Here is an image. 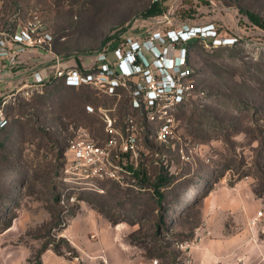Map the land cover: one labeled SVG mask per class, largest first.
<instances>
[{"label":"rangeland","instance_id":"rangeland-1","mask_svg":"<svg viewBox=\"0 0 264 264\" xmlns=\"http://www.w3.org/2000/svg\"><path fill=\"white\" fill-rule=\"evenodd\" d=\"M159 2L164 12L144 17L152 0H0V25L9 34L25 29L33 40L19 58L25 70L15 64L6 69L13 77L4 94L10 124L0 135V264H43L46 255L75 259L74 241L89 213L122 227V241L138 264H194L225 253L231 205L241 203L243 192L252 191L264 211V28L246 14L264 19V0ZM208 24L238 40L176 46L186 48L193 88L176 114L175 135L166 141L131 111L141 77L125 81L117 95L52 78L55 58L82 68L106 52L115 62L113 50L128 49L130 39L147 44L154 32L164 37L169 30ZM32 58L48 76L38 90L17 83L24 73V83L33 85ZM126 113L135 114L141 140L133 157L110 150L107 166L118 178L63 182L70 141L103 144L104 114L122 125ZM162 178L169 184L156 191ZM90 236L97 239L95 232Z\"/></svg>","mask_w":264,"mask_h":264},{"label":"built area","instance_id":"built-area-1","mask_svg":"<svg viewBox=\"0 0 264 264\" xmlns=\"http://www.w3.org/2000/svg\"><path fill=\"white\" fill-rule=\"evenodd\" d=\"M195 39L209 40L213 47L233 45L238 40L237 37L221 35L214 24L184 26L169 30L164 37L161 33L154 32L147 44L130 39L127 43L128 49H114L115 62L109 60L106 52H100L96 56L93 66L82 68L65 67L61 59L55 58L52 78L63 81L67 87L91 85L102 88L111 95H117L118 88L123 86L125 81L141 77L139 87L135 86L131 94V111L143 115L154 127L157 140L166 141L175 135L176 114L192 94L193 88V70L187 63L186 48L176 46ZM32 46L33 40L29 31L20 29L14 34H9L8 30L0 25V58L18 57ZM146 53L149 56H146ZM14 63L16 65V61ZM47 77L36 71L33 85L22 86H34L32 90H38L45 84ZM3 79V72L0 71V83ZM6 89H0V134L10 123V117L6 113L9 102V96L4 95ZM12 96H15V93ZM88 109L93 111L91 107ZM133 113L124 115L122 125H117L115 119L104 114L107 138L103 144L81 138L72 139L68 148L71 158L65 165L62 181H77L89 185L94 179L118 178L107 166L110 150L116 148L121 154L130 157L137 154L142 127ZM248 226L252 234H264V211L259 210L256 216L249 220ZM190 262L187 261L189 264Z\"/></svg>","mask_w":264,"mask_h":264},{"label":"crops","instance_id":"crops-1","mask_svg":"<svg viewBox=\"0 0 264 264\" xmlns=\"http://www.w3.org/2000/svg\"><path fill=\"white\" fill-rule=\"evenodd\" d=\"M25 54L18 56L17 60L14 58H0V71L3 72L4 76L3 82L0 83V89L8 88L12 84L11 79L13 76L6 72V69L17 67L18 70L20 68L25 70V67L19 66L20 64L25 65L24 59L22 61L19 59ZM29 58L31 59V57ZM14 61H16L15 67H13ZM29 63L34 67V71H39L40 67L35 69L38 65L33 58L29 60ZM34 73L31 79L32 82L34 81ZM41 74L43 73L41 72ZM19 77L21 78L17 80V83L29 85L24 83L26 81L24 73ZM253 198V192L246 190L241 195V203L231 205L233 212L231 222L233 223L230 224V230H227L225 241L221 244L225 248V253L221 251L211 253L207 256V259L197 260L194 264H206V262H209V264H264V237L256 238L247 224L251 218L256 216L262 206L261 201H256ZM78 217L73 218L70 227H75L74 222ZM234 222H241V226L237 224L235 226ZM81 227L80 234L76 232L79 238L74 241V246L78 251V256L75 259L63 260L56 255H46L43 264H138V259L135 257L133 250L127 243L122 241V227H113L105 219L100 221L93 213L84 216ZM91 232L97 234V239L91 238Z\"/></svg>","mask_w":264,"mask_h":264},{"label":"trees","instance_id":"trees-1","mask_svg":"<svg viewBox=\"0 0 264 264\" xmlns=\"http://www.w3.org/2000/svg\"><path fill=\"white\" fill-rule=\"evenodd\" d=\"M164 12V8L162 7L161 3L159 1L153 2L150 4V6L145 10V12L143 13L144 17H151V16H157V15H161ZM248 18L250 19V21L260 27V28H264V19L261 18L260 16L254 14V13H250V12H246ZM111 37H109L110 39ZM108 39V40H109ZM9 115V114H8ZM10 124V123H9ZM9 126V125H8ZM7 130V128H5L2 132H5ZM1 135V134H0ZM130 169V171L132 173H134L137 177L139 176L140 172L136 171V169H134L133 167H128ZM144 176V175H142ZM169 184V179L166 178H162L160 179L158 182H156V184L154 185V188L156 191H158V189L161 186H167ZM158 193V192H157Z\"/></svg>","mask_w":264,"mask_h":264}]
</instances>
